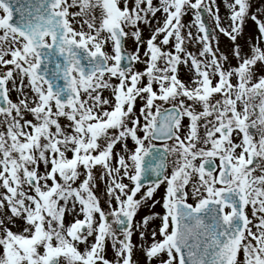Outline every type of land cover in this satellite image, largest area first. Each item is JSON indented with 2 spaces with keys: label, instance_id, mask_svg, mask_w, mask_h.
Returning a JSON list of instances; mask_svg holds the SVG:
<instances>
[{
  "label": "snow or ice",
  "instance_id": "snow-or-ice-1",
  "mask_svg": "<svg viewBox=\"0 0 264 264\" xmlns=\"http://www.w3.org/2000/svg\"><path fill=\"white\" fill-rule=\"evenodd\" d=\"M0 264H264V3L0 0Z\"/></svg>",
  "mask_w": 264,
  "mask_h": 264
},
{
  "label": "rangeland",
  "instance_id": "rangeland-1",
  "mask_svg": "<svg viewBox=\"0 0 264 264\" xmlns=\"http://www.w3.org/2000/svg\"><path fill=\"white\" fill-rule=\"evenodd\" d=\"M218 2H220V0H218ZM264 3V0H254V5H260ZM221 13H222V17L225 15V8L223 6V4L221 3ZM190 22V19L188 20ZM193 31H195V29H193ZM220 41H221V49H224L227 47V45L229 44V41L227 40L226 37H223L222 35L219 37ZM132 48V44L131 42L129 43V49L131 50ZM193 50V49H192ZM159 198V197H157ZM112 253L109 252V258H111Z\"/></svg>",
  "mask_w": 264,
  "mask_h": 264
},
{
  "label": "flooded vegetation",
  "instance_id": "flooded-vegetation-1",
  "mask_svg": "<svg viewBox=\"0 0 264 264\" xmlns=\"http://www.w3.org/2000/svg\"><path fill=\"white\" fill-rule=\"evenodd\" d=\"M221 16H222V13H221ZM185 19H186V20H189L188 17H186ZM207 22H208V25H209L208 27H209V29L211 30V29L214 27L213 22H212V20L209 19L208 17H207ZM193 51H195L194 48H193Z\"/></svg>",
  "mask_w": 264,
  "mask_h": 264
}]
</instances>
